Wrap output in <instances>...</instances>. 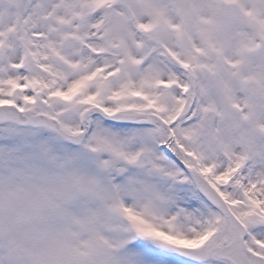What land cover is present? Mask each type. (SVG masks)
I'll return each mask as SVG.
<instances>
[{
	"label": "snow or ice",
	"instance_id": "1",
	"mask_svg": "<svg viewBox=\"0 0 264 264\" xmlns=\"http://www.w3.org/2000/svg\"><path fill=\"white\" fill-rule=\"evenodd\" d=\"M0 264H264V0H0Z\"/></svg>",
	"mask_w": 264,
	"mask_h": 264
}]
</instances>
